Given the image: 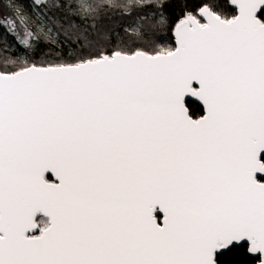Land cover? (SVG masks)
Masks as SVG:
<instances>
[{"label": "snow or ice", "instance_id": "1", "mask_svg": "<svg viewBox=\"0 0 264 264\" xmlns=\"http://www.w3.org/2000/svg\"><path fill=\"white\" fill-rule=\"evenodd\" d=\"M0 264H264V0H0Z\"/></svg>", "mask_w": 264, "mask_h": 264}, {"label": "trees", "instance_id": "2", "mask_svg": "<svg viewBox=\"0 0 264 264\" xmlns=\"http://www.w3.org/2000/svg\"><path fill=\"white\" fill-rule=\"evenodd\" d=\"M179 2H180L181 5H183V3L185 2V0H179ZM175 12H176V15L179 16V14H180V9H179V8H176V9H175ZM226 12H227L228 14H231L232 9H231L230 7H228V8L226 9ZM164 35H166V36L168 37V40L166 41V43H173V38H172V36H171L170 33L165 32ZM201 114H202V113H201Z\"/></svg>", "mask_w": 264, "mask_h": 264}, {"label": "water", "instance_id": "3", "mask_svg": "<svg viewBox=\"0 0 264 264\" xmlns=\"http://www.w3.org/2000/svg\"><path fill=\"white\" fill-rule=\"evenodd\" d=\"M231 8V6H229ZM232 9V8H231ZM173 43H174V40H173Z\"/></svg>", "mask_w": 264, "mask_h": 264}]
</instances>
